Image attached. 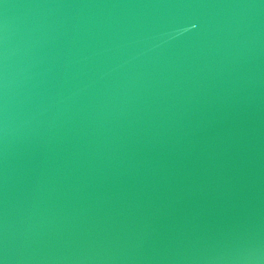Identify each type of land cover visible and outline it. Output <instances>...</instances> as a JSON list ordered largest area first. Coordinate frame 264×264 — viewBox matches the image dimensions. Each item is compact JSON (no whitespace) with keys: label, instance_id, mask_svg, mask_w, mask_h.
<instances>
[{"label":"water","instance_id":"1","mask_svg":"<svg viewBox=\"0 0 264 264\" xmlns=\"http://www.w3.org/2000/svg\"><path fill=\"white\" fill-rule=\"evenodd\" d=\"M0 264H264V0H0Z\"/></svg>","mask_w":264,"mask_h":264}]
</instances>
